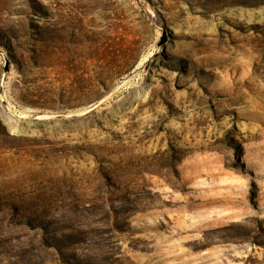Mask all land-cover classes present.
I'll use <instances>...</instances> for the list:
<instances>
[{
    "label": "rangeland",
    "instance_id": "rangeland-1",
    "mask_svg": "<svg viewBox=\"0 0 264 264\" xmlns=\"http://www.w3.org/2000/svg\"><path fill=\"white\" fill-rule=\"evenodd\" d=\"M223 259L264 260V0H0V264Z\"/></svg>",
    "mask_w": 264,
    "mask_h": 264
},
{
    "label": "bare ground",
    "instance_id": "bare-ground-1",
    "mask_svg": "<svg viewBox=\"0 0 264 264\" xmlns=\"http://www.w3.org/2000/svg\"><path fill=\"white\" fill-rule=\"evenodd\" d=\"M220 200H222V202H231V203H233V201H232V199L231 198H224V199H218V200H215V202L216 201H220ZM193 206V205H192ZM233 214V213H232ZM231 216V214H226V215H224L223 217H230ZM214 221H216V220H214ZM238 255V254H237ZM220 256H218L217 258H219ZM251 256H250V253H248L247 255H244V260H248L249 258H250ZM224 262V259H223V261H218L217 262V264H224L223 263ZM230 264V263H229ZM259 264H264V260L263 259H260L259 260Z\"/></svg>",
    "mask_w": 264,
    "mask_h": 264
},
{
    "label": "water",
    "instance_id": "water-1",
    "mask_svg": "<svg viewBox=\"0 0 264 264\" xmlns=\"http://www.w3.org/2000/svg\"><path fill=\"white\" fill-rule=\"evenodd\" d=\"M6 70H7V66H6Z\"/></svg>",
    "mask_w": 264,
    "mask_h": 264
}]
</instances>
